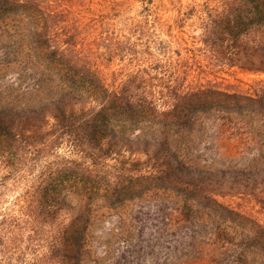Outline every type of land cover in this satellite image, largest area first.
Here are the masks:
<instances>
[{
	"label": "trees",
	"instance_id": "1",
	"mask_svg": "<svg viewBox=\"0 0 264 264\" xmlns=\"http://www.w3.org/2000/svg\"><path fill=\"white\" fill-rule=\"evenodd\" d=\"M53 2L0 0V20L25 13L34 26L32 42L46 48L47 63L56 65L67 84L65 91L37 105L0 108V160L6 176L27 171L32 154L52 150L57 157L46 166L45 177L27 185L24 197L30 224L46 225L51 233L41 260L81 264V230L90 203L101 199L102 205L115 207L152 187L173 189L183 197V209L196 214L208 209L247 228L236 241L242 254L254 248L264 256V221L223 199L233 186L236 194L246 193L264 208V151L256 159L263 163L255 168L207 169L182 161L169 138L192 129L202 113L211 119L251 111L264 123V81L248 93L222 87L216 77L225 67L264 73V0H206L190 13L182 11L180 0L173 24L154 18L157 11L149 5L139 18L112 16L113 5L121 3L102 0L99 14L105 15L93 14L99 19L89 27L91 42L67 25V53L58 46L51 49L59 14ZM193 16L198 33L189 34L184 27ZM123 17L130 21L118 22ZM158 22L179 34L171 30L164 38L154 33L146 50L138 41L130 42L157 30ZM144 121L158 130L134 136L131 125ZM64 143L67 156L55 154ZM65 194L78 202L73 204ZM64 208L68 219L61 217ZM31 230L29 239L37 232ZM1 240L0 233V248Z\"/></svg>",
	"mask_w": 264,
	"mask_h": 264
},
{
	"label": "rangeland",
	"instance_id": "2",
	"mask_svg": "<svg viewBox=\"0 0 264 264\" xmlns=\"http://www.w3.org/2000/svg\"><path fill=\"white\" fill-rule=\"evenodd\" d=\"M73 2L70 7L69 5ZM112 16L143 15L145 8L153 7L159 20L174 22L180 0H116ZM206 0H183V10L190 13L197 9L196 3ZM102 0H54L52 9L58 11L51 38V49L59 47L67 53V25L74 27L86 41L91 42L90 26L99 14ZM154 5V6H153ZM189 6V7H187ZM68 9V14H67ZM94 14V15H93ZM68 15V18H67ZM105 14H99L104 16ZM118 17V16H117ZM130 20H119L123 24ZM198 18L193 16L186 22L185 31L198 33ZM68 23V24H67ZM119 23V27L123 25ZM157 30L147 32L138 41L146 50L151 36L160 34L167 38L172 30L164 24ZM25 13L11 14L0 20V108L17 109L37 105L51 99L67 89L54 63L43 54L45 47H37L31 40L30 29L34 26ZM71 27H68V29ZM165 33L162 32V30ZM167 29V30H166ZM155 37V36H154ZM95 48L94 51H99ZM42 56V59L39 57ZM38 57V58H37ZM29 59H34L26 63ZM52 65V66H51ZM217 81L222 87L255 93L258 82L264 81V73L242 71L239 68L219 69ZM235 116V117H234ZM203 126H206L203 128ZM133 135L151 136L158 126L148 121L131 125ZM130 133V132H129ZM180 159L200 168H255L259 152L264 151V123L260 116L247 111L231 118L198 115L194 127L169 135ZM54 151V149H53ZM55 154L67 156V144H62ZM50 153L32 154L29 168L20 175L6 176L0 160V233L3 264H48L41 260V252L48 243L50 231L46 225L30 224L25 202L27 185L40 179L46 166L55 159ZM31 167V168H30ZM237 187H228L223 197L235 207L253 211L264 221V208L250 195L236 194ZM73 204L77 198L65 194ZM184 199L170 188L152 187L139 196L127 199L115 207L102 205L97 199L90 208L82 228L80 246L81 264H262L264 256L254 248L246 249L236 244L247 232V228L215 215L208 209L199 214L184 208ZM197 205H195L196 207ZM69 218L64 208L61 217ZM204 224V225H203ZM37 232L29 239V231ZM43 229H45L43 231ZM233 239L235 240H231Z\"/></svg>",
	"mask_w": 264,
	"mask_h": 264
}]
</instances>
